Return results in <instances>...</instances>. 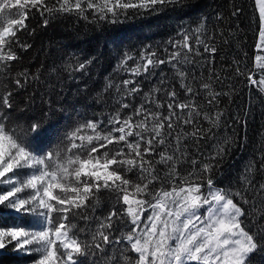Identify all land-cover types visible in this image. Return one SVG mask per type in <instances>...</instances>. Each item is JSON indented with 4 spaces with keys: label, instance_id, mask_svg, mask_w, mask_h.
I'll return each mask as SVG.
<instances>
[{
    "label": "snow or ice",
    "instance_id": "snow-or-ice-1",
    "mask_svg": "<svg viewBox=\"0 0 264 264\" xmlns=\"http://www.w3.org/2000/svg\"><path fill=\"white\" fill-rule=\"evenodd\" d=\"M180 3L181 0H3L0 2V77L11 80L15 88H24L30 82L27 71L14 78L6 73L10 72V63L19 59L12 45L19 44L17 33L27 29V20L33 11L39 12L41 17L46 16L43 22L47 26L49 20L58 14H74L87 20L91 12L94 21L106 20L109 15L115 20L130 9L154 10L157 5ZM258 3L261 4L260 17L264 22V0H258ZM13 16L17 18H9ZM201 28L195 30L196 44L202 45L204 52L214 57L217 49L204 42ZM181 35L183 40L172 44L176 50L168 55L167 60H157L155 52L142 51L136 67L130 70L131 74L147 75L152 69L167 63L175 71L179 87L186 97L195 98L200 92H206L208 103L212 104L222 93L214 92L210 82H201L198 88H194L195 78L189 82V73L181 70L182 64L192 63L188 55L193 53V35ZM261 37L264 39V26L261 27ZM20 46L24 50L30 47L27 44ZM199 54L197 48L196 55ZM132 59L125 55L121 64L126 65ZM86 66L81 63L75 70L83 71ZM248 79L251 84L257 83L251 75ZM31 80L38 81L39 76H31ZM169 83L162 77L159 84L145 94L149 105L141 104L132 115L121 118L122 111L118 110L110 115L106 129L101 121L88 120L65 134L62 144L68 146L66 149L39 155L32 144L46 135L51 127L48 121L61 109L53 108L49 103V111L44 118L28 117L23 124L13 125V97L16 93L0 81V189H10L0 191V206L11 209V214L20 222V226L0 228V249L7 246L4 241L8 239L9 244L15 243L16 250L36 253L39 258L33 264H82L80 257L91 255L96 261L105 255L107 246H118L126 241L131 246L130 250L139 255L137 264H249L251 254L264 249V225L258 223L264 219V183L255 184L252 178L256 170L254 164L245 168L240 177L242 190L234 193L214 187L211 178L207 179L205 192L204 184L192 179L193 176L210 173L213 165L209 163L203 164L198 172L180 178L177 168L188 158L187 152L181 151V143L189 134L181 132L173 137V130L181 118L184 125H192L200 114V107L195 99L178 102L175 84L168 90ZM259 83L264 84V79ZM111 86L108 85L109 88ZM121 87L125 91L118 104L119 109L124 110L130 106L124 102L125 98H135L142 88L135 79L124 80L117 86L118 90ZM161 90L166 102L158 98ZM153 93L157 96L154 97ZM152 103L157 110H150ZM165 103L167 116L158 111L165 107ZM24 111L21 110V114ZM185 112L187 116H184ZM222 115L216 113L212 117L205 113L203 118L217 126ZM89 130L91 135L87 134ZM191 136L204 138L198 128ZM173 138L175 148L171 153L167 150L160 152L155 162L148 159L156 151L157 144L171 147L169 141ZM224 151V148H219L216 156H221ZM260 158L264 160V154ZM197 163L192 161L194 166ZM156 165L168 169L163 178ZM25 170L31 175L21 181L19 177L25 174ZM134 170L139 171V182L126 178V173ZM168 180L173 182L170 190L161 188L153 194L154 182ZM102 190L115 194L119 207L114 205L107 216L97 220L94 212ZM249 193H254L251 200ZM145 197H151L155 202ZM234 197H239L251 212L246 213L234 202ZM94 200L96 205H93V214L89 215L88 209ZM204 207L207 214L198 215ZM149 210L152 214L145 221L142 217ZM246 214L256 217L252 221L255 231L246 230ZM77 217L85 227L78 228L72 222ZM117 221L130 222L134 227L126 236L113 240ZM93 223L97 225L95 229L91 227ZM141 224H144L143 228ZM81 234L85 239H80ZM170 241H175V247ZM105 264H117V258L106 259ZM124 264H131L127 256H124Z\"/></svg>",
    "mask_w": 264,
    "mask_h": 264
},
{
    "label": "trees",
    "instance_id": "trees-1",
    "mask_svg": "<svg viewBox=\"0 0 264 264\" xmlns=\"http://www.w3.org/2000/svg\"><path fill=\"white\" fill-rule=\"evenodd\" d=\"M88 17L85 20L74 14H58L44 26L46 16L41 17L39 12L33 11L27 20V29L17 33L19 44L12 45L19 59L10 63V72L6 73L14 78L18 73L27 71L30 82L24 88H15L11 80L0 77V81L8 84L9 90L16 93L13 97V125L23 124L28 117L44 118L49 111V103L53 108L61 109L48 121L51 127L46 135L32 144L37 154L45 155L59 148L66 149L68 146L62 144L65 134L88 120L101 121L106 129L110 115L118 110L122 111L121 118H125L132 115L134 109L141 104L148 106L149 101L145 94L151 92L161 78L165 77L170 81L168 90L175 84L178 102L195 99L200 107V114L195 117L192 125H184L181 118L173 130V137L181 132L189 134L181 143V151H186L188 158L177 168L180 178L198 172L203 164L209 163L213 165L210 173L193 176L192 179L202 182L205 189L207 179L211 178L214 187L234 193L242 190L240 177L245 168L254 164L256 170L252 178L255 184L264 183V160L260 158L264 154V92L252 85L248 79L250 75L258 78L254 68V56L257 53L261 24L255 0H181L176 5H157L154 10L130 9L115 20L109 15L106 20L94 21L91 12ZM197 28H201L204 42L217 49L214 57L211 53H205L202 45L196 44L194 34ZM181 33L193 35V53L188 55V60L192 63L182 64L181 70L189 73V82L195 78L194 88H198L201 82H210L214 92L222 93L212 104L208 103L206 92H200L195 98L186 97L184 90L179 87L180 81L176 78L175 71L167 63L152 69L147 75L124 74V70L137 65L144 50L155 52L157 60H167L168 55L176 50L172 48V44L183 40ZM22 44L30 47L24 50L20 46ZM197 48L199 55H196ZM125 55L133 59L122 65ZM81 63L87 64L86 68L76 71ZM53 68L57 71H52ZM31 76H39V80H31ZM129 79H135L142 91L135 98L126 97L124 102L130 106L120 110L118 102L124 96L125 90L122 87L118 90L117 86ZM109 84L112 85L110 88ZM153 95L157 96L156 93ZM158 98L167 101L163 90ZM21 110L26 111L21 114ZM150 110H157L154 103ZM158 111L167 116L166 103ZM177 112L179 113V109ZM205 113L212 117L216 113L223 115L218 125L213 126L203 118ZM187 115L185 112L184 116ZM197 128L201 130L204 138L196 139L191 136ZM167 131L165 128V135ZM87 134L91 135V130ZM29 142L31 143V138ZM169 143L171 147L168 144H157L156 151L148 159L155 162L159 159L160 152L167 150L171 153L175 148L174 138ZM219 148H224L225 151L221 156H216ZM193 160L198 162L195 166L192 164ZM156 167L163 178L168 169L163 165ZM30 173L25 170V174L19 177L20 180H25ZM138 177V170L126 173V178L133 182H139ZM172 183L171 180L156 181L151 191L153 194L161 188L168 191ZM8 190L10 189H0ZM248 195L251 200L254 193ZM145 198L154 201L151 197ZM234 202L242 206L246 213L251 212L250 207L243 204L239 197H234ZM93 205H96L95 200L89 206V215L93 214ZM114 205L115 194L102 190L99 204L95 207L96 219L107 216ZM11 212V209L0 206V228L20 226V222ZM255 219V216L246 214V230L255 231L252 223ZM72 222L78 228L85 227L78 217ZM258 223L264 225V219H260ZM96 226V223L91 225L93 229ZM132 227L134 226L130 222L117 221V230L112 233V239L126 236ZM80 239L85 237L81 234ZM4 242L7 246L0 249V264H33L39 258L34 252L29 254L16 250L15 243L9 244L8 239ZM130 249L131 246L124 241L118 246H107L105 255L98 257L96 261H93L91 255L87 258L80 257V260L82 264H105L106 259L116 257L117 264H124V256H127L131 264H135L138 256ZM249 264H264V249L251 254Z\"/></svg>",
    "mask_w": 264,
    "mask_h": 264
},
{
    "label": "rangeland",
    "instance_id": "rangeland-1",
    "mask_svg": "<svg viewBox=\"0 0 264 264\" xmlns=\"http://www.w3.org/2000/svg\"><path fill=\"white\" fill-rule=\"evenodd\" d=\"M255 3H256L257 11L259 13L260 24H261V27H262V26H264V22L261 21V17H260L261 4L258 3V0H255ZM256 49H257V53L254 56V68H255V73L258 74V78H254L253 77V79L255 81H257V83L252 84V85H254L256 88H258V89H260V90H262L264 92V84L259 83L262 79H264V39H262V37H261V30H260V33H259ZM134 67H136V65H132L127 70H124V74H126V75L127 74H131L130 70L133 69ZM29 175H31V173ZM28 176H26L25 180L28 178ZM204 191L207 192V187L204 189ZM154 202L155 201H153V203ZM151 214L152 213H151L150 210L146 211L144 213L142 219L147 221L148 216H150ZM197 214L200 215V216H205L207 214V208L204 207V208L200 209ZM140 227L143 228L144 224H141ZM170 243L172 244L173 247H175V241H170ZM137 256H138V259H139V255L138 254H137ZM138 259H137V261H138ZM135 264H137V262Z\"/></svg>",
    "mask_w": 264,
    "mask_h": 264
}]
</instances>
